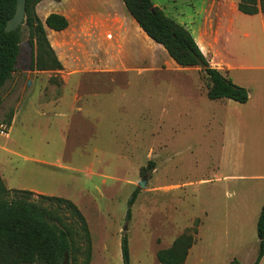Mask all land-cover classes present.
I'll list each match as a JSON object with an SVG mask.
<instances>
[{
    "label": "rangeland",
    "instance_id": "374dc122",
    "mask_svg": "<svg viewBox=\"0 0 264 264\" xmlns=\"http://www.w3.org/2000/svg\"><path fill=\"white\" fill-rule=\"evenodd\" d=\"M87 1L96 4L77 0L67 9L62 0L36 6L42 20L50 12L69 20L57 43L51 38L61 70H28L33 51L22 26L16 70L0 89V121L12 112L8 135H0V181L6 189L0 188V200L58 207L71 230V264H124L122 232L127 264H161L156 253L188 234L193 245L182 264H253L264 194V181L255 179L264 175L261 117L235 120V127L228 117L226 141L225 102L206 96L200 67H180L148 37L118 43V29H107L103 35L111 34L106 39L112 42L100 52L103 57L90 58L97 43L102 45L95 23L111 14L82 12ZM205 1L151 0L168 17L189 25L186 17L198 20ZM112 3L117 11L112 24L119 28L117 16L128 13L120 0ZM233 18L230 45L241 60L255 62L256 43L241 37L242 18ZM212 19L216 25L218 11ZM110 65L123 66L93 72ZM41 196L73 202L85 230L70 210Z\"/></svg>",
    "mask_w": 264,
    "mask_h": 264
},
{
    "label": "trees",
    "instance_id": "16d2710c",
    "mask_svg": "<svg viewBox=\"0 0 264 264\" xmlns=\"http://www.w3.org/2000/svg\"><path fill=\"white\" fill-rule=\"evenodd\" d=\"M41 0H25L23 23L15 30L5 31L4 26L15 10L16 0H0V89L16 70L22 40V26L27 31V42L33 51L29 70H61L62 65L55 55L45 32V26L64 30L67 18L60 13L50 12L44 20L35 7ZM60 1V0H54ZM127 13L141 30L155 43L161 45L170 58L180 67H200L205 78L206 96L209 99L228 98L240 103L248 99V90L235 84L231 78L212 67L199 49L193 35L182 24L168 17L151 0H120ZM237 10L244 14L264 12V0H239ZM12 112L5 116L10 125ZM4 187V186H3ZM0 181V188H3ZM135 189L127 201L125 219L131 216V206L136 198ZM55 201L73 213L85 230V221L73 202L54 196H41ZM60 209H49L25 200H0V264H71L72 242L70 227L59 213ZM258 251L253 264L264 256V201L256 220ZM193 245L190 234L180 235L166 249L156 253L161 264H182ZM121 257L128 263L129 250L125 232L120 237ZM231 264H239L232 260Z\"/></svg>",
    "mask_w": 264,
    "mask_h": 264
},
{
    "label": "crops",
    "instance_id": "0c3cea01",
    "mask_svg": "<svg viewBox=\"0 0 264 264\" xmlns=\"http://www.w3.org/2000/svg\"><path fill=\"white\" fill-rule=\"evenodd\" d=\"M64 1V0H63ZM77 0H67V9L70 6H74ZM95 5L91 1H87L85 7H82V12H85L89 15L102 13L103 15H110V20L106 21L102 19L99 20L96 24L95 31L99 35L97 41H100L102 45L97 43V47L95 50L90 52V58L98 60L99 54L106 52L105 47L109 46L110 43L107 39L111 38V34L103 35L104 31L107 29L116 30V33L119 34L118 38L114 40L119 43L126 42L128 43H137L138 40H143L144 37H148L138 26L135 20L131 19L128 14H122V16H117L119 21H121V25L117 28L118 25L113 23L112 16L114 15L116 10L114 11L112 5L114 0L109 1V9L106 7L105 0H95ZM239 0H208L204 2L202 13L199 16V19L196 20L192 16H187L186 19H189L191 25L187 24V22H178L182 24L186 29L190 31L193 35L195 42L197 43L199 49L203 53V55L208 60L209 64L212 67L217 68L222 73L228 75L231 80L242 87H245L248 90V99L244 103H240L227 98H219L215 99L219 102H225L224 110L227 115V120L225 119V131H226V141L230 142L231 135L229 134L230 127H235V120H241L244 118L246 120L250 119L251 116L255 117V121L261 117V125L259 126L264 132V12H258L256 14H244L237 10V4ZM43 2V6H48L50 2H57L60 4L61 1L54 0H41ZM39 2V3H40ZM37 3V4H39ZM119 2L117 1V7L119 6ZM37 6V5H36ZM153 6H157V4L153 3ZM80 7V6H79ZM73 8H71L72 10ZM36 10V7H35ZM214 10L218 11V22L215 25L214 20L212 19V12ZM60 13L61 12H56ZM49 14V13H47ZM46 14V15H47ZM227 14V15H225ZM242 14V15H240ZM64 15V14H63ZM225 16V20L221 17ZM66 18L67 16L64 15ZM233 16H240L241 19V28L240 35L244 40H253L256 43V54L258 57L255 62H249V60H241L237 51H235L234 47L230 45L231 35L233 31ZM191 18V19H190ZM185 19V20H186ZM68 20V18H67ZM104 20V21H103ZM106 21V22H105ZM103 25V26H102ZM69 26V20H68ZM54 31L45 26V32L47 38L49 40L50 45L52 46L55 55L56 47L53 45L51 38L55 39L60 37V35L65 34L66 30ZM95 31L93 32L95 34ZM88 33V32H87ZM91 37V36H90ZM116 37V35H115ZM149 38V37H148ZM118 39V40H117ZM151 40V39H150ZM115 41L113 42L115 44ZM121 43V44H122ZM21 46V43H20ZM107 49V47H106ZM21 50V47H20ZM101 52V53H100ZM101 54L100 56H102ZM20 55V51H19ZM57 57V55H56ZM103 57V56H102ZM170 57V56H169ZM19 58V56H18ZM17 58V62H18ZM59 62L63 63L60 57H57ZM238 58V59H237ZM17 65V63H16ZM95 65L97 63L95 62ZM64 64L62 65V67ZM123 66V65H122ZM113 68V66H107V69H94L93 72H114L116 70L121 69V67ZM29 70V68H28ZM81 71H73L72 73H77ZM82 72H85L84 70ZM206 89V88H205ZM232 114H235L236 117H233ZM229 115V116H228ZM228 117L232 120V126L228 122ZM12 120V119H11ZM257 126L255 130H257ZM227 144V143H226ZM255 144V143H254ZM256 147H259L258 144H255ZM231 177L228 175H223V177ZM256 180L264 181V175L255 176ZM264 191V189H262ZM264 199V194H263ZM262 199V201H264Z\"/></svg>",
    "mask_w": 264,
    "mask_h": 264
},
{
    "label": "water",
    "instance_id": "95a60500",
    "mask_svg": "<svg viewBox=\"0 0 264 264\" xmlns=\"http://www.w3.org/2000/svg\"><path fill=\"white\" fill-rule=\"evenodd\" d=\"M24 11H25V0H16L14 13L10 18L7 19L4 26V30L10 31V30H15L17 27H19L23 23ZM138 185L140 187H143L144 181L141 180L138 183Z\"/></svg>",
    "mask_w": 264,
    "mask_h": 264
},
{
    "label": "built area",
    "instance_id": "2783aa9c",
    "mask_svg": "<svg viewBox=\"0 0 264 264\" xmlns=\"http://www.w3.org/2000/svg\"><path fill=\"white\" fill-rule=\"evenodd\" d=\"M0 135H8V126L0 121Z\"/></svg>",
    "mask_w": 264,
    "mask_h": 264
}]
</instances>
